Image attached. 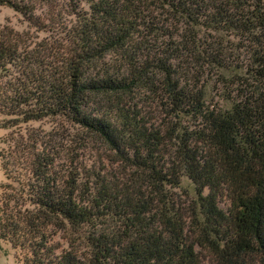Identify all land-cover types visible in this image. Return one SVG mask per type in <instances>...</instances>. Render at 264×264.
Here are the masks:
<instances>
[{
    "label": "trees",
    "instance_id": "1",
    "mask_svg": "<svg viewBox=\"0 0 264 264\" xmlns=\"http://www.w3.org/2000/svg\"><path fill=\"white\" fill-rule=\"evenodd\" d=\"M0 5L32 29L0 30V239L22 264H264V0Z\"/></svg>",
    "mask_w": 264,
    "mask_h": 264
},
{
    "label": "rangeland",
    "instance_id": "2",
    "mask_svg": "<svg viewBox=\"0 0 264 264\" xmlns=\"http://www.w3.org/2000/svg\"><path fill=\"white\" fill-rule=\"evenodd\" d=\"M9 28L13 32L16 33H22V32H28L32 31L27 26V22L22 18L20 14L15 12L13 9L7 7V6H1L0 5V30L3 28ZM8 29V30H9ZM29 34L31 32H28ZM2 120V116H0V123ZM29 126L34 127V129L39 132L41 136H44L47 133H64V128H59V124L57 120H50L46 119L41 122H32L29 124ZM25 127V126H23ZM64 130V131H63ZM67 130V129H66ZM9 130L7 129H1L0 128V149L2 148L3 144L1 143V140L4 136L8 134ZM77 132L74 129H68L67 130V143H69V140L75 136L77 138ZM56 140L59 141V136H56ZM5 182V177L3 175V172L0 168V187ZM181 187L179 189H176V193L178 194V200L182 204H188V202L192 199L194 196V191L192 184L188 181L186 178H182ZM3 189L0 188V195L2 193ZM220 206L224 209L227 208L228 202L224 199L220 201ZM198 251H200V257L202 258V261L205 264H210L209 261V255L208 253L200 248H196ZM21 257L18 253V251L14 250L10 244L7 241H3L0 239V264H22Z\"/></svg>",
    "mask_w": 264,
    "mask_h": 264
}]
</instances>
